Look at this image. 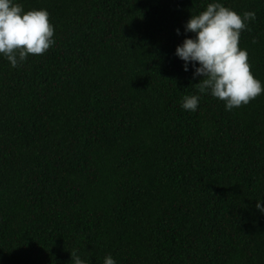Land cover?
<instances>
[{"label": "trees", "instance_id": "trees-1", "mask_svg": "<svg viewBox=\"0 0 264 264\" xmlns=\"http://www.w3.org/2000/svg\"><path fill=\"white\" fill-rule=\"evenodd\" d=\"M17 2L56 43L0 56V264H264V95L228 112L175 55L216 0ZM219 2L264 83V0Z\"/></svg>", "mask_w": 264, "mask_h": 264}, {"label": "clouds", "instance_id": "clouds-1", "mask_svg": "<svg viewBox=\"0 0 264 264\" xmlns=\"http://www.w3.org/2000/svg\"><path fill=\"white\" fill-rule=\"evenodd\" d=\"M255 19L254 11L240 15L216 0L205 11L191 15L184 25V35H194L185 38L175 51L184 62L183 70L191 71L194 80L202 78L195 85L199 92L224 102L228 112L264 95V83L252 74L247 50L239 47L241 33ZM176 31L181 35L180 29ZM54 36L55 28L46 9L25 11L17 0H0V56L12 68L23 65L30 55H44L55 45ZM200 98L185 96L181 107L195 112ZM256 208L264 213V201H257ZM74 264L86 262L76 255ZM103 264H116V260L108 255Z\"/></svg>", "mask_w": 264, "mask_h": 264}]
</instances>
